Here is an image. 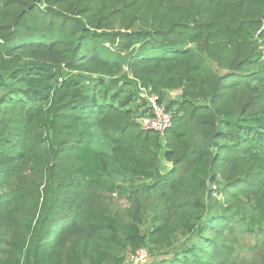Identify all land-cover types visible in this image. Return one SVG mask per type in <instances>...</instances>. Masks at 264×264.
<instances>
[{
	"label": "trees",
	"instance_id": "16d2710c",
	"mask_svg": "<svg viewBox=\"0 0 264 264\" xmlns=\"http://www.w3.org/2000/svg\"><path fill=\"white\" fill-rule=\"evenodd\" d=\"M262 24L264 0H0V69L65 90L0 98V264H119L139 247L171 249L149 264H264ZM91 78L103 99L71 96ZM130 83L179 93L163 137L108 99ZM115 174L144 182L126 219L103 193ZM219 174L226 211L254 204L250 261L210 214Z\"/></svg>",
	"mask_w": 264,
	"mask_h": 264
},
{
	"label": "rangeland",
	"instance_id": "374dc122",
	"mask_svg": "<svg viewBox=\"0 0 264 264\" xmlns=\"http://www.w3.org/2000/svg\"><path fill=\"white\" fill-rule=\"evenodd\" d=\"M262 62H264L263 59ZM5 65L6 63L0 69V98H11L16 96L24 97L31 90H40L42 88L40 87V84H44V86H51L48 91H45V93H48L49 96L52 95L54 90H58L59 92L65 91L60 86L59 74H55V77H53L51 81H45L43 77H37L35 75H33L28 81H26L27 77H24L25 81H23L21 79V76L13 77L9 75V73L6 72V69L4 68ZM74 74L77 75V73ZM89 80L91 81L90 83L87 84L86 82H84L81 83L82 85L80 87L74 88L71 92V96L80 99L84 98L85 96L95 94V96L99 100H101L104 94V89L102 88V86L96 85L93 82L92 78ZM118 90L119 89H117L115 85H111L107 93L108 99L109 97L112 98L113 95H116L117 98H114L115 104L121 106L120 103L124 102L125 105H123V108L131 110L133 114L138 117L146 107L145 99L142 96L140 87H135L130 83L124 84L120 91ZM178 96L179 93L177 91L166 90L163 93L162 97L163 100L168 104L169 100H173ZM50 101L51 98L48 102ZM90 121L94 122L93 120ZM94 147L107 153H110L111 151V145H109L107 140L104 138H96ZM160 167L162 171L166 167H168L167 161L163 157L160 161ZM102 182L104 183L103 193L107 197V201L110 205L111 211L118 212L124 219L132 214L136 206L132 193L137 191V197L139 199H144L146 196V194L143 192V181L132 182L129 180H125L124 178L119 177L115 174L111 178L108 177L106 179H102ZM108 184H112V186L116 188V192L114 193L115 195L112 194L111 196V191L105 189ZM222 185L223 179L220 174L218 175L217 181L213 184H210V204L212 206L210 214L212 216H216V214H223V212H226V215L223 216L227 217L229 225L233 227L232 233L226 236V241H228L229 245L233 247L235 254L238 255V260L250 261L251 259L256 258L258 254H260V251H258V247L261 244L260 236L258 235L257 231L250 230L247 224L249 222L250 215L253 212L254 204L250 200H242L237 210L226 211L223 205H221L222 200L220 196V190ZM148 224H142V230H144ZM210 235L212 236V233ZM167 250L168 251L162 250L163 252L160 251L157 255L153 256V258H151L152 255L150 254V252L147 251L149 260L151 261V259L158 258L160 262H162L163 258L167 256V253L171 252V249ZM131 252L133 251H127L126 257L124 258L123 262L119 264H127V259Z\"/></svg>",
	"mask_w": 264,
	"mask_h": 264
},
{
	"label": "built area",
	"instance_id": "2783aa9c",
	"mask_svg": "<svg viewBox=\"0 0 264 264\" xmlns=\"http://www.w3.org/2000/svg\"><path fill=\"white\" fill-rule=\"evenodd\" d=\"M262 35L260 38V48L262 59L264 60V24L259 31ZM141 93L145 99L146 107L138 116V122L146 130L157 132L164 136L167 129L172 125V113L168 110L166 102L161 98L159 93L153 92L149 87L140 86ZM150 260L147 250L143 247L137 248L131 252L127 259V264H149Z\"/></svg>",
	"mask_w": 264,
	"mask_h": 264
},
{
	"label": "water",
	"instance_id": "95a60500",
	"mask_svg": "<svg viewBox=\"0 0 264 264\" xmlns=\"http://www.w3.org/2000/svg\"><path fill=\"white\" fill-rule=\"evenodd\" d=\"M109 81H110V78H107L106 79V83H108ZM214 137H215V135H211L210 136V140H211L213 146H216V142L214 141Z\"/></svg>",
	"mask_w": 264,
	"mask_h": 264
}]
</instances>
